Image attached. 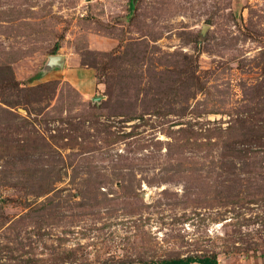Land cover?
<instances>
[{"label": "rangeland", "instance_id": "374dc122", "mask_svg": "<svg viewBox=\"0 0 264 264\" xmlns=\"http://www.w3.org/2000/svg\"><path fill=\"white\" fill-rule=\"evenodd\" d=\"M187 257L264 264V0H0V264Z\"/></svg>", "mask_w": 264, "mask_h": 264}, {"label": "trees", "instance_id": "16d2710c", "mask_svg": "<svg viewBox=\"0 0 264 264\" xmlns=\"http://www.w3.org/2000/svg\"><path fill=\"white\" fill-rule=\"evenodd\" d=\"M153 264H219L217 258L212 257H204V258H179L173 259L169 261H164L161 263H153Z\"/></svg>", "mask_w": 264, "mask_h": 264}, {"label": "water", "instance_id": "95a60500", "mask_svg": "<svg viewBox=\"0 0 264 264\" xmlns=\"http://www.w3.org/2000/svg\"><path fill=\"white\" fill-rule=\"evenodd\" d=\"M61 59H62L61 57H52L51 62L52 64H57L60 62Z\"/></svg>", "mask_w": 264, "mask_h": 264}]
</instances>
